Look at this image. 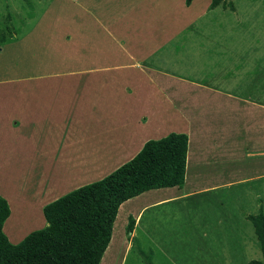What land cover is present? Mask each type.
I'll return each mask as SVG.
<instances>
[{"label": "rangeland", "instance_id": "obj_1", "mask_svg": "<svg viewBox=\"0 0 264 264\" xmlns=\"http://www.w3.org/2000/svg\"><path fill=\"white\" fill-rule=\"evenodd\" d=\"M224 1L233 8L220 4L210 8L209 0H192L188 6L183 0H0V32L6 38L0 43V81L27 80V76L35 80L34 72L44 68L76 70L78 77L79 71L90 68L87 74L92 82L101 79L107 87L113 86L114 97L129 96L136 87L110 67L132 54L158 73L184 78L191 83H184L187 87H193V82L222 86L227 97H249L251 106L255 102L264 110V0ZM164 36L166 40L161 41ZM142 53L147 54L143 60ZM137 69L138 82L141 76L148 79L140 64ZM63 76L69 74L57 78ZM122 85L133 86L125 91ZM194 88L179 89L193 96L200 92ZM158 99L165 102L164 94ZM196 106L203 108L198 99ZM207 114L205 119L215 118ZM32 165L37 172L38 164ZM199 175L198 181L204 180ZM247 178L228 191L189 198L187 204L149 205L160 196L176 194L162 188L123 201L98 264H247L251 259L261 260L247 217L259 210L264 213V176ZM30 187L15 186L14 190L25 188L23 196L29 198ZM144 205L138 215L139 206ZM201 205L206 207L203 212ZM128 216L134 219L129 232L125 228ZM20 220L17 213L4 221L2 229L11 242L35 226L32 223L16 234Z\"/></svg>", "mask_w": 264, "mask_h": 264}, {"label": "crops", "instance_id": "obj_2", "mask_svg": "<svg viewBox=\"0 0 264 264\" xmlns=\"http://www.w3.org/2000/svg\"><path fill=\"white\" fill-rule=\"evenodd\" d=\"M163 38L161 41L166 40ZM142 54L143 60L147 54ZM115 63L110 68L121 71L122 80L133 83V94L114 97L113 86L107 87L109 84L101 79L92 82L90 68L79 71L78 77L76 70L44 68L34 72L35 80L27 76V80L0 81V195L8 204L6 219L17 213L21 217L16 234L23 227L29 229L32 223L35 226L25 234L45 225L44 204L105 176L130 159L144 141L168 132H183L187 136L183 184L163 187L175 190L176 194L160 196L149 205L172 201L187 204L189 198L202 193L228 191L247 177L263 178L264 110L259 104L253 102L251 106L249 97L231 99L224 87L215 84L210 87L217 92L199 82L187 87L184 83H191L184 78L158 73L132 54ZM138 64L148 79L141 76L138 82ZM61 74L69 76L57 78ZM132 86L122 85V89L127 91ZM172 87L173 91H163ZM194 87L200 92L193 96L182 90ZM161 94L165 102L158 99ZM195 99L202 109L193 107ZM167 111L173 116L165 114ZM208 112L215 120L205 119ZM33 163L39 166L37 172H33ZM200 172L205 177L198 181ZM28 185L31 197L23 196L25 188L17 191V197L15 186ZM139 207L138 215L145 205ZM205 209L201 205L199 210Z\"/></svg>", "mask_w": 264, "mask_h": 264}, {"label": "trees", "instance_id": "obj_3", "mask_svg": "<svg viewBox=\"0 0 264 264\" xmlns=\"http://www.w3.org/2000/svg\"><path fill=\"white\" fill-rule=\"evenodd\" d=\"M191 1L183 0V4L188 6ZM219 4L227 5L224 0H209L208 6ZM5 40L0 32V43ZM186 148L187 136L183 132L147 139L130 159L105 176L44 204L45 225L15 243L2 230L9 208L0 195V264H98L123 201L150 189L182 186ZM247 218L261 253V260L251 259L247 264H264V213L259 210ZM133 224L134 219L128 216L127 232Z\"/></svg>", "mask_w": 264, "mask_h": 264}]
</instances>
